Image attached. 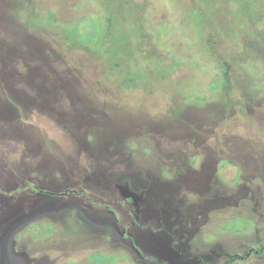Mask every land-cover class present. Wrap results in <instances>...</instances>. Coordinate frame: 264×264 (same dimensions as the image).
<instances>
[{
	"label": "rangeland",
	"instance_id": "rangeland-1",
	"mask_svg": "<svg viewBox=\"0 0 264 264\" xmlns=\"http://www.w3.org/2000/svg\"><path fill=\"white\" fill-rule=\"evenodd\" d=\"M121 2L109 31L103 0H0V264H264V0ZM88 17L140 83L70 43Z\"/></svg>",
	"mask_w": 264,
	"mask_h": 264
},
{
	"label": "trees",
	"instance_id": "trees-1",
	"mask_svg": "<svg viewBox=\"0 0 264 264\" xmlns=\"http://www.w3.org/2000/svg\"><path fill=\"white\" fill-rule=\"evenodd\" d=\"M102 2V0H100ZM106 5L107 13H106V21L105 23L107 24V30L109 31L111 29L115 30L117 27V24L121 21V17L126 16L127 12L126 9L123 7V3L121 0H103ZM246 2V1H245ZM245 2H241L245 4ZM213 8L207 7V9H203L200 6L199 7H194L193 12L191 14V22L193 25L196 26L197 33L199 35L203 32H205V28L208 25V19L212 20L216 16V13L213 12ZM225 8L220 9L218 12L219 17L223 16L225 17ZM240 11V15L243 18H248L247 16H243V13ZM191 12V11H190ZM188 12V13H190ZM129 14V13H128ZM221 14V15H220ZM116 15V16H115ZM187 15V14H186ZM190 17V14H189ZM249 19V18H248ZM51 21V19L49 20ZM52 23V21H51ZM227 24V23H226ZM103 22L101 20H96L93 17H88L80 20L72 29L70 32L67 33L68 40H70V43L73 45H76L82 49H88L92 50L94 53L101 57H105V61L109 67L114 68L113 70L115 71L119 64L122 62V66L126 67L128 69V74L129 78L125 80V83L123 85H131L135 83H140L138 79H130V78H136L135 76L131 77L133 72L131 71L130 68V60L132 58L131 54L127 50L125 52L124 48L121 47L119 49L118 45L121 43V40L118 39L119 36L117 37L118 40H115V44L112 46L107 51H103L101 48V45H97L96 47L92 48L91 46L94 45L97 40H99V35L100 31L102 29ZM110 25H113V27H110ZM264 25V23L262 24ZM112 31V30H111ZM163 28H162V33H163ZM196 34V33H195ZM205 40H203V44ZM211 44V43H210ZM206 47V46H205ZM122 55L121 58L119 59V55ZM210 61L212 60L211 55L209 54ZM129 60V61H128ZM133 60V58H132ZM121 61V62H120ZM219 62V63H218ZM214 64H217L216 66L219 68V71L224 75V78H226L225 81H223L224 85L227 84V79L229 78V70L230 66L223 61H218ZM173 67L170 65L164 64L163 67L162 65H157L155 66L154 71L158 74V77L164 78L166 75L168 76L170 73L173 71ZM118 72V69L116 70ZM112 72V71H111ZM146 72V71H145ZM144 72V73H145ZM114 73V72H113ZM152 72H149V74ZM140 78L141 80L144 79L146 75H143L140 73ZM151 77V76H149ZM147 78V76H146ZM123 83V82H122ZM240 175H241V170L239 167L227 163V162H221L219 165V176L220 178L228 185L235 186L240 182ZM34 229V230H33ZM32 234L34 237H38L40 235L41 228L40 226L34 224L33 228L31 229ZM258 254H264V249L258 251ZM94 258V262L96 264H114V258L108 257L107 255L103 254H94L92 256ZM166 264V263H165Z\"/></svg>",
	"mask_w": 264,
	"mask_h": 264
}]
</instances>
